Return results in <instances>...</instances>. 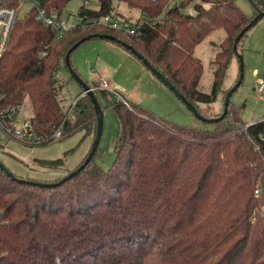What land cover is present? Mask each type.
Returning a JSON list of instances; mask_svg holds the SVG:
<instances>
[{
    "label": "trees",
    "instance_id": "trees-1",
    "mask_svg": "<svg viewBox=\"0 0 264 264\" xmlns=\"http://www.w3.org/2000/svg\"><path fill=\"white\" fill-rule=\"evenodd\" d=\"M71 1L39 0V5L64 14ZM116 1L146 17L135 24V34L93 23L116 11ZM249 1L264 12V0ZM98 2V11L83 6L78 13L82 23L62 36L39 21L36 10L17 22L0 57L4 122L29 98L32 124L43 139L39 145L80 132L94 141L98 116L91 97L82 93L71 114L64 112L56 74L86 42L108 41L100 35L116 37L120 43L108 42L131 54L123 43L132 46L204 117L223 114L231 89L225 87L227 74L234 61L240 65L251 30L242 37L239 53L236 38L254 17L234 0H184L170 9L171 0ZM192 2H198L197 14L189 16L183 10ZM221 29L227 36L215 56L212 91L206 94L198 89L204 65L195 53ZM101 92L120 126L110 169L97 162L100 147L84 170L58 187L18 183L0 169V264H264V123H244L245 105L231 101L227 117L213 129L185 127L139 106L110 101ZM58 129L63 137L55 141ZM66 159L38 164L57 171ZM65 177L54 182L18 178L58 183Z\"/></svg>",
    "mask_w": 264,
    "mask_h": 264
},
{
    "label": "rangeland",
    "instance_id": "rangeland-1",
    "mask_svg": "<svg viewBox=\"0 0 264 264\" xmlns=\"http://www.w3.org/2000/svg\"><path fill=\"white\" fill-rule=\"evenodd\" d=\"M88 1L90 2V9L99 10L100 5L98 0ZM183 1L171 0L168 9L177 5L180 6ZM234 1L237 2L239 7L250 18L256 17L258 14V10L252 1ZM197 3L192 2L190 5H186L183 12L189 16L196 15L195 6ZM114 5L117 7V11H119L118 14L122 17L130 18L134 25L137 23L143 24L147 21L146 17L138 9L130 8L126 4L117 1L114 2ZM83 6L84 0H72L69 2L64 14L65 19H70L74 22L79 10ZM204 6L210 8L211 4L205 3ZM31 8V4L23 5L20 16L23 17ZM226 36L227 33L223 29L216 30L206 41L197 46L195 56L204 65L203 79L198 88L203 93L207 94L212 91L214 73L217 68L216 63H214L215 56L221 50V43ZM106 44L108 43L102 39L92 40L86 42L72 54V65L83 82L93 85L101 82V79H105L111 83L112 87L118 88L131 105L133 104L149 110L157 119H165L185 127H197L204 130L214 128V124H207L197 119L181 100L133 54L129 55L131 62H124L120 68L113 65L109 60H106L104 54L107 52L111 55L109 58L114 59L116 57L111 50L105 48L107 47ZM245 47L246 51L242 53L245 62V79L232 97V102L236 107L245 105L242 120L244 123L252 125L264 118V93L260 94L257 92L260 80L264 76V19L251 29V32L247 36ZM116 69H120L121 71L123 69L130 70V75H126V83L117 79L116 81L114 80L115 78L112 77V74ZM239 74L240 65L234 61L228 71L225 87L233 88L240 78ZM56 78L62 85L58 93L60 104L64 112L69 113L71 107L76 104V101L80 98L79 96L83 93V88L72 77L64 61H62L60 69L57 71ZM97 96L100 104L103 106L104 118V132L100 141V155L97 158V162L102 169L108 170L116 159L114 146L120 132V126H118L115 113L106 107V97L103 96L101 91H98ZM218 107L219 102L213 105V108L218 109ZM19 114L17 119L24 115V119L33 116L29 98L25 101ZM93 144V137L85 138L82 132L48 145L25 144L18 139L10 137L5 129L0 126V162L11 174L24 179L54 182L60 177L68 176L70 171L84 162ZM65 157L67 159L64 168L57 171L41 168L38 164L42 160L56 161Z\"/></svg>",
    "mask_w": 264,
    "mask_h": 264
},
{
    "label": "built area",
    "instance_id": "built-area-1",
    "mask_svg": "<svg viewBox=\"0 0 264 264\" xmlns=\"http://www.w3.org/2000/svg\"><path fill=\"white\" fill-rule=\"evenodd\" d=\"M31 4V9L24 16L32 12L33 10L37 11V19L43 22L47 27L52 28V30L57 32L58 36L64 35L71 28L78 26L82 23L81 19L77 15L74 22L70 19H65L64 14L59 13L56 10H48L44 7H40L39 0H0V57H2L11 41V35L17 25V22L23 17L20 16V13L23 9V5ZM90 2L84 0V6L89 8ZM72 18V17H71ZM94 24H102L106 28L112 31L125 32L126 34H135V25L133 24L130 18L122 17L118 14L117 10L113 13L101 16L99 21L93 22ZM259 75V73H258ZM91 87V86H90ZM95 91H104L110 100H119L122 101L128 108L131 109V104L125 99V96L119 91L118 88L112 87L111 83L105 79H101V82L96 84L95 87H91ZM264 76L260 80L259 88L257 92L263 94L264 92ZM74 106L70 109V114L73 111ZM22 109L17 112H13L8 119V122H4L0 117V126L5 129L6 133L15 139L22 141L25 144H41L43 139H41L32 124L31 117L25 118L17 117L20 115ZM256 123H264V118L256 121ZM252 124V125H254ZM63 137V131L58 129L54 134L53 139L57 141ZM264 141V137H262ZM256 195L260 194V189H256Z\"/></svg>",
    "mask_w": 264,
    "mask_h": 264
},
{
    "label": "water",
    "instance_id": "water-1",
    "mask_svg": "<svg viewBox=\"0 0 264 264\" xmlns=\"http://www.w3.org/2000/svg\"><path fill=\"white\" fill-rule=\"evenodd\" d=\"M264 19V12L262 11H258V14L256 15V17H254V19L251 21V24L244 30V32L238 36L236 38V42H235V50L236 52L239 53V44L241 42L242 37L245 35L246 32H249L253 27H255L260 21H262ZM103 39H106L110 42H118L120 43L121 41L119 39H117L116 37H113L111 35H100ZM91 38H87L86 40L89 41ZM84 41H82V43H84ZM81 43H79L75 48H77ZM123 46L127 49V50H131L132 53L137 57V59L139 60H143V57L141 54H139L136 50L133 49L132 46H128L127 44L123 43ZM74 48V49H75ZM66 66L69 68L70 73L72 75V77L80 83V85L83 88V95H88L89 97H91L92 103L94 105L95 108V112H97V116H98V132L97 135L94 139V144L93 147L90 151V153L88 154V158L87 160L76 170H74L69 176L65 177L63 180L59 181L58 183H34V182H26L23 179L18 178L16 175L11 174V172L9 170H7L5 168V166L0 162V169H2L5 173V175H7L9 178H11L13 181H17L18 183H22V184H33L39 187H58L59 185L63 184L64 182H67L71 179H73V177L77 176L79 174L80 171L84 170L88 164L91 163V161L93 160L95 154L97 153L100 144H101V138L104 132V127H103V123H104V118H103V111L101 110V106L100 103L98 101L97 96L95 95V92L91 89L90 85L86 82H83L80 78V76L77 74V71L75 70V67H73L72 62H71V55L69 54L66 57ZM239 62H240V74H239V80L237 81L236 85L230 89V91L228 92L225 104H224V111L223 114L219 117H214V118H206L204 117L201 112L199 111V109H197L193 104H191L187 98L181 94L178 89H176V87L174 85H172L170 83V81L168 79L165 78V76L160 73L153 65L149 64L147 61L143 60V65L147 66L152 73L154 74V76L159 79L161 82H163L169 89L170 91L176 95V97H178L181 102L187 107V109H189L192 114L195 115V117L199 120H201L204 123H219L221 121H223L225 119V117H227L228 113H229V105L230 102L232 101V97L234 96V94L238 91V88L243 84L244 82V73H245V62H244V57L242 56V54H239Z\"/></svg>",
    "mask_w": 264,
    "mask_h": 264
},
{
    "label": "crops",
    "instance_id": "crops-1",
    "mask_svg": "<svg viewBox=\"0 0 264 264\" xmlns=\"http://www.w3.org/2000/svg\"><path fill=\"white\" fill-rule=\"evenodd\" d=\"M119 13V11H117ZM247 39V38H246ZM246 39L244 41V47L246 44ZM105 41V40H104ZM108 44H106L108 50H111L114 54H115V58H109L111 57V55L107 52L106 54H104V57L106 60H109L113 65L118 66L120 68V66H123L122 64L124 62H131V57L129 56L131 53L127 52L126 50H123L122 48L118 47L117 45H114L108 41H106ZM110 44V45H109ZM246 49V47H245ZM126 75L129 76L130 75V70H126L123 69L122 71L120 69H116L115 72L112 74V77L115 78L114 80L116 81V79L118 81L121 82H127L126 79ZM84 92V91H83Z\"/></svg>",
    "mask_w": 264,
    "mask_h": 264
}]
</instances>
